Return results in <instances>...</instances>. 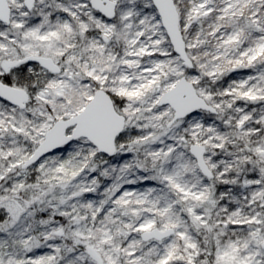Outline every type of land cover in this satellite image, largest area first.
I'll return each instance as SVG.
<instances>
[{
  "label": "snow or ice",
  "instance_id": "obj_1",
  "mask_svg": "<svg viewBox=\"0 0 264 264\" xmlns=\"http://www.w3.org/2000/svg\"><path fill=\"white\" fill-rule=\"evenodd\" d=\"M0 264H264V0H0Z\"/></svg>",
  "mask_w": 264,
  "mask_h": 264
}]
</instances>
